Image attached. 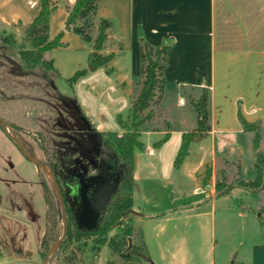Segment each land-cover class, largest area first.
I'll return each instance as SVG.
<instances>
[{
	"label": "crops",
	"instance_id": "obj_1",
	"mask_svg": "<svg viewBox=\"0 0 264 264\" xmlns=\"http://www.w3.org/2000/svg\"><path fill=\"white\" fill-rule=\"evenodd\" d=\"M52 1L56 2V7L50 15L49 38L52 39L59 32H63L61 39L63 46L57 49H67L70 42L77 44L85 54L86 65L92 43L84 46L72 37L71 30L69 32L64 30L68 11L74 0ZM39 9V0H0V22L18 30L19 24L32 22ZM102 18L113 23L112 29L108 31L105 47L110 39L119 45L117 51L111 49L108 52L114 54L111 66H115V61L117 62L115 60L117 53H121L128 60L126 65L120 60V66L114 67L115 77L107 78L105 70L101 81V78L96 77L95 70L89 73L88 87L93 93L91 99L96 104L97 114L93 112L91 106L85 111L82 109L83 102L76 103L97 134L109 130L101 122H97L96 116H99L98 120H105V111L114 118L117 114L121 117L127 115L131 102L123 99L124 95L121 92L114 98L107 91L111 89L113 83L120 85L129 77L140 74L139 33L154 46L160 45L164 39L173 41L164 71L167 83L205 87L210 90L211 130L194 138L187 156L178 169L174 167V159L184 132L182 129L173 128L168 139L159 147H154L153 144L163 137L166 129L141 134L145 151L134 152L132 208L127 213H130V219L138 218L147 227L153 226L152 230L158 232L166 224L179 220L188 222L197 219L201 225L205 223L204 232L207 237L203 262L217 264L211 256L217 242L214 230L208 229L207 221L208 217L212 218L215 215L217 200L228 196L229 193L217 197L214 190L215 181L204 184L200 178L205 165L213 167L214 154L225 153L234 147L244 148L239 139L249 137L251 132L245 131L240 125L237 110H240L247 122H259L264 127V0H101L94 18L95 27ZM53 67L61 76L54 63ZM81 69L85 68L83 66L77 68L73 73ZM110 101L115 102L113 108L108 104ZM115 132L121 134L122 130L118 126ZM152 135L157 137L154 138ZM9 153L5 157L6 159L8 157L6 163H0V180L12 174L13 180L17 177V180L27 182L28 188L35 186L32 192L18 196L21 203L16 214L21 218L28 213L30 217L37 216V221L41 218L40 223L36 222L39 246L44 232L46 211L41 181L35 169L31 167L27 171L22 170L24 174L18 173L15 167L21 166L23 160L17 157L19 155H16V149L9 150ZM142 168L155 170L158 178L155 188L150 187L147 192L141 194V203L147 207L146 211L143 210V205L140 206L142 208L137 206L133 198L137 173H141ZM186 182L190 185L188 192L185 189ZM205 186L208 188L205 189ZM205 191L208 192L204 194ZM85 199L87 201L85 210L95 211L87 196ZM260 199L264 200V196ZM38 207H41L40 215ZM228 210L240 218L248 219L251 233L256 236L240 253L239 248L244 243L241 240L231 243L229 233L222 231L220 243L226 245L227 251L223 263L264 264V220L259 218V212L254 215L249 208L242 211L232 206H229ZM2 214L0 217H9L4 211ZM1 229L6 236L11 233L10 229L7 230L5 227ZM17 229L20 230L18 227ZM17 229H14V235L18 232ZM241 230L244 232L245 228ZM161 239L158 242V249L167 251L166 255L161 256L163 264H187L185 256L178 258V252L175 251L177 242L173 236L164 235ZM4 240L7 242L9 239ZM145 248L147 251L146 245Z\"/></svg>",
	"mask_w": 264,
	"mask_h": 264
},
{
	"label": "rangeland",
	"instance_id": "obj_2",
	"mask_svg": "<svg viewBox=\"0 0 264 264\" xmlns=\"http://www.w3.org/2000/svg\"><path fill=\"white\" fill-rule=\"evenodd\" d=\"M19 32L20 28L16 29L17 34H13L9 26L0 25V120L7 125L8 134L14 136L31 156L41 163L51 166L72 211L74 227H94L100 216L103 200L94 212L89 209L85 210L87 206L85 197L88 192H92L93 187L86 179L92 180L95 177L97 164L95 165V162L88 163L90 161L84 158L83 152H85L84 148L87 150L91 147L89 143L94 141L97 138L95 135L98 134L76 104L79 101L80 103L83 102L82 109L86 111L91 106L93 112L97 114L96 104L91 99L93 93L88 87V75L94 70H90L88 64L85 65V54L82 48L73 42H70L67 49L55 48L43 54L44 60L53 61L61 76L56 70H47L42 65H27L19 55V51H29L30 47L22 41ZM90 32L94 39L97 33L96 27ZM72 34V37L80 44L88 46L76 34ZM118 46L116 42H112L110 39L104 54L111 49L117 51ZM117 55L115 66H120V60H123L124 65H126L128 59L121 53H117ZM112 63L111 61L104 67L95 69L96 77L101 78L102 81L105 70L107 71V78L115 77V66H111ZM124 65L122 66L125 68ZM82 66L86 69L85 75L72 86L67 84L66 79L73 75V70ZM168 75L170 76L169 73ZM138 90L139 87L133 83V77H129L120 85L113 83L107 93L115 98L121 92L124 95L123 99L132 102ZM190 96H197V91L192 86L167 83L162 98L160 99L157 93L149 107L153 116L146 128L149 131L166 129V123H169L174 129L192 130L195 127V116L187 102V98ZM108 104L113 108L115 102L110 101ZM104 114L105 120H98L99 116H96L97 122H101L109 131L118 129L114 116L107 111ZM122 118L125 119L126 116H122ZM152 137L157 136L152 135ZM252 138L253 134L250 133L249 137L239 139L244 147L242 149L234 147L225 153L214 154L213 167L209 168L205 165L200 180L204 181L208 169L211 172V178L208 180L210 184L212 180L216 182L222 175L227 183L233 182L237 177L235 169L237 164L243 169L245 179H252V166L255 158L252 150ZM263 146L264 127L262 126L259 150H262ZM11 149H16V155H19L17 157L23 160V164L16 166L15 170L24 174L22 170L27 171L29 167L35 169L40 181L45 182L52 201L57 203L46 175L44 176L36 166L34 167L32 162L20 153L16 145L0 128V163H6L8 157L7 159L5 157L10 154L9 150ZM90 150L92 152V148ZM97 159L98 157L95 158L96 162ZM79 165H82L84 170H81ZM140 171L141 173H137V181L133 189L134 202L139 207L143 205L141 194L147 192L150 187L155 188L158 181L155 170L142 168ZM26 173L28 174V172ZM74 173L78 175L75 176ZM17 179L15 177L13 180L12 174H9L0 180V215H3V211L9 214V217H0V264H42L43 257L38 255L40 238L36 224V222H41V218L37 221V216L33 218L26 213L27 216L20 218L16 214L17 207L21 203L18 196L32 192L35 186L28 188L27 182H21ZM207 188L208 186H205V189ZM185 189L187 192L190 189L187 182ZM207 192L205 191L204 194ZM102 196L104 198L103 194ZM229 206L239 208L242 211L249 208L254 215L259 212V218L264 220V200L258 196L251 197L245 194L242 189L234 187L228 196L218 199L215 215L212 218L208 217L207 221L209 222L208 229L214 230L217 242L214 252L211 253L217 264H224L223 259L227 252L226 245L220 243L222 231L225 230L229 233L231 243L239 240L244 243L243 246H239L240 253L253 242L256 236L251 233L249 220L230 212ZM146 208L143 205L144 211L147 210ZM39 209L41 210V207L37 209L40 215ZM53 209L52 206L48 207L43 227V231H45L47 223L51 234L54 229V220L56 222L55 238L49 236V247L58 238L64 239V225L59 218L58 204L59 216ZM130 217V213L126 212L121 219V225L110 230L105 236L101 235V231H96L88 239H84L85 236L79 234L82 235L81 241L69 243L64 240L57 247L58 249L56 248L53 254L49 256L46 264H163L161 256L162 254L166 255L167 251L158 249V242L162 240L164 235L173 236L174 241L177 242L175 251L178 252V258L185 256L188 261L190 260V263L186 262L187 264L192 262L204 264L203 257L206 253L204 245L207 237L204 232L205 223L201 225L197 219H191L188 222L179 220L166 224L159 231V234L157 230H152L153 226L147 227L138 218L130 219ZM3 227L7 230L10 229L11 233H8V237L1 229ZM17 227L20 228L19 231ZM129 227L132 229L131 237L126 238L125 232ZM241 228H245V231L243 232ZM14 229L18 231L16 235L13 234ZM81 233L84 234V232ZM6 238L9 239L7 242L4 240ZM103 239L105 244H101ZM107 242L112 243L114 248H109ZM143 244L147 246V251H144Z\"/></svg>",
	"mask_w": 264,
	"mask_h": 264
},
{
	"label": "trees",
	"instance_id": "obj_3",
	"mask_svg": "<svg viewBox=\"0 0 264 264\" xmlns=\"http://www.w3.org/2000/svg\"><path fill=\"white\" fill-rule=\"evenodd\" d=\"M101 0H74L72 7L68 11L67 22L70 25L72 33L76 34L83 42L92 43L91 51L87 55V64L92 70L100 67H104L111 62L114 58V54H103L105 43L108 37V31L112 29L113 23L108 19H99L96 27L97 33L94 39L91 37L92 29L95 27V14L97 5ZM40 9L38 14L29 24L21 25L19 35H21L22 41L30 47L29 51L20 50L19 55L26 62L27 65H42L47 70H54L53 62L51 60H44L43 54L47 53L55 48L63 46L61 42L63 32H59L54 38H49V22L50 15L56 7V2L52 0H39ZM0 25L6 26L2 22ZM13 34L16 33V28L10 27ZM139 43V62H140V74L133 77V83L139 87L138 93L132 100L130 107L128 108L126 118L123 119L121 115L117 114L115 120L122 130L119 134L115 131H107L99 133L101 142L104 147L110 152L109 167L113 175H115V182L111 192L108 194L107 199L102 205L101 214L97 220V224L91 228L74 227V217L69 205L64 197L63 190L56 178L55 179L60 187L63 195L65 205V231L64 239L60 241H81V236H85L84 239L90 238L96 231L105 236L110 230L121 225L124 214L132 208V179L134 173V152H144L145 145L141 141V134L149 131L146 126L152 119V112L149 107L153 103L156 94H159V98H162L164 88L167 81L164 76V71L167 66L168 56L171 52L173 41L164 39L160 45L154 46L149 44L144 36L138 34ZM86 69L77 70L72 76L66 79L67 84L73 85L79 78L84 76ZM197 91V96H190L187 99L189 106L191 107L195 116V127L192 130L184 131L181 137V143L174 159V167L178 169L185 157L188 154V148L195 137L199 135H205L211 130V99L210 91L205 87L192 86ZM237 119L245 131L253 134L252 138V150L255 158L252 166L253 177L252 179H245L243 175V169L239 164L235 165L237 177L233 182L227 183L225 177L222 175L220 179H217L214 184V190L217 197L228 194L234 187L242 189L245 194L251 197L264 196V146L262 150H259L262 125L259 122H247L241 115L240 110H237ZM169 123H166L165 134L161 139L153 144L154 147L161 146L172 131ZM153 131V130H152ZM38 170L45 176V174L38 168ZM211 172L206 170V176L203 181L204 184L210 179ZM49 181V180H48ZM52 187L51 183L49 182ZM44 201L46 204L45 218L47 215L48 207L52 206L56 210V214L59 216L57 204L61 209L59 202L55 198L56 202L52 201L51 195L48 192V188L43 180H41ZM53 190V187H52ZM54 191V190H53ZM54 229L50 234L48 225H45V231L41 237L38 255L45 257L48 250L57 242L49 247V236L55 238L56 222L53 223ZM81 232H84L81 233ZM132 229L129 227L125 232V237H131ZM82 234V235H79ZM59 244V245H60ZM101 244H105L103 239ZM109 248L113 249L112 243L107 242ZM144 251H146L145 245H142ZM58 249V248H57ZM46 251V252H45ZM42 258V259H43Z\"/></svg>",
	"mask_w": 264,
	"mask_h": 264
},
{
	"label": "flooded vegetation",
	"instance_id": "obj_4",
	"mask_svg": "<svg viewBox=\"0 0 264 264\" xmlns=\"http://www.w3.org/2000/svg\"><path fill=\"white\" fill-rule=\"evenodd\" d=\"M95 137L97 138H95L94 141L92 140L93 144L92 142L89 143L91 147L87 150L84 148L85 152H83V154H84V158H86L87 161H90L88 163L95 162V165L97 164L95 177H93L92 180L86 179V181H88L90 185L91 184L93 185L91 190L92 192L87 193L89 202L93 207L99 208L98 206L101 205L102 200L104 204L108 194L111 192L113 188V184L115 182V175L112 174L109 167L110 152L107 150L106 147L103 146L100 136L95 135ZM91 148H92V152L90 150ZM96 157H98L97 162L95 160ZM79 166L81 170H84L82 165ZM74 175L77 176L78 174L74 173ZM102 194L104 195V198ZM76 213H78V211H76Z\"/></svg>",
	"mask_w": 264,
	"mask_h": 264
},
{
	"label": "water",
	"instance_id": "obj_5",
	"mask_svg": "<svg viewBox=\"0 0 264 264\" xmlns=\"http://www.w3.org/2000/svg\"><path fill=\"white\" fill-rule=\"evenodd\" d=\"M64 30L69 32L70 31V25L67 22L65 24ZM89 69L91 70V67L89 66ZM0 128L8 135V137L11 139V141L16 145V147L18 148V150L20 151V153L30 162H32L37 168H39L40 170H42V172L46 175V177L48 178L49 182L51 183L53 190L55 192L56 198L59 202L60 205V209H61V221L63 222L64 225V230H63V234L65 231V205H64V200H63V195L61 193L60 187L55 179L54 173L51 170V168L48 165H45L43 163H41L40 161H38L37 159H35L33 156H31L25 149L24 147L19 143V141L12 135L8 134V128L7 125L2 122L0 120ZM62 237H60L57 242L48 250V252L46 253L45 257L43 258V262L42 264H46L47 263V259L49 258V256H51V254H53V252L56 250V248L59 246L60 241H61Z\"/></svg>",
	"mask_w": 264,
	"mask_h": 264
}]
</instances>
